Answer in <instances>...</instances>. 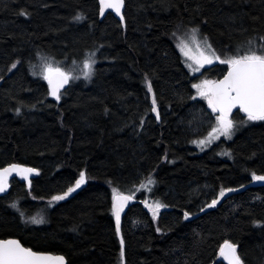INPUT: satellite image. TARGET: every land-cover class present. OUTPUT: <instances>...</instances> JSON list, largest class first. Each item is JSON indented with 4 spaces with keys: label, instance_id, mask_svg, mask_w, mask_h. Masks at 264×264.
<instances>
[{
    "label": "trees",
    "instance_id": "trees-1",
    "mask_svg": "<svg viewBox=\"0 0 264 264\" xmlns=\"http://www.w3.org/2000/svg\"><path fill=\"white\" fill-rule=\"evenodd\" d=\"M98 13L95 0H0V168L39 171L0 197V239L67 264H211L230 242L241 264H264V187L226 195L264 174V118L221 140L222 156L191 146L206 106L176 48L180 29L199 36L221 60L200 76L213 81L234 55L264 59V0H124V26ZM87 56L92 76L54 100L41 68ZM115 195L135 199L121 241Z\"/></svg>",
    "mask_w": 264,
    "mask_h": 264
},
{
    "label": "water",
    "instance_id": "water-1",
    "mask_svg": "<svg viewBox=\"0 0 264 264\" xmlns=\"http://www.w3.org/2000/svg\"><path fill=\"white\" fill-rule=\"evenodd\" d=\"M99 8V19L107 13L113 15L123 25L124 0H95ZM124 26V25H123ZM47 88L56 100L69 86V80L62 72H54L47 78ZM212 106L223 118H230L235 112L255 119L264 118V59H240L233 63L210 87ZM38 169L12 163L0 168V197L8 194L10 182L15 180L30 187V182L38 175ZM249 187H264V174L245 186L229 190L227 194L243 191ZM135 199L125 195H115L111 200V210L115 229L120 238L122 216ZM240 264L237 248L230 242L224 243L211 264ZM0 264H67L59 254L33 251L23 246L19 240L0 239Z\"/></svg>",
    "mask_w": 264,
    "mask_h": 264
},
{
    "label": "rangeland",
    "instance_id": "rangeland-1",
    "mask_svg": "<svg viewBox=\"0 0 264 264\" xmlns=\"http://www.w3.org/2000/svg\"><path fill=\"white\" fill-rule=\"evenodd\" d=\"M182 34H184V31L183 29H180L177 34L176 48L188 69V73L196 78L193 84L195 97L199 100H202L206 106V109H204L206 116L202 114V118L204 119H202L201 122L203 128L199 130L203 132H201L202 134L200 133L201 136H199L198 139L193 140L191 146L197 149L198 147H203L202 149H204L206 146L215 144L217 145L216 151H218L221 155L222 148L219 147L221 145V140L225 142L231 141L243 127H245L247 124L255 123L258 119L245 117L242 119L243 122L240 123L237 122L238 120H235L233 117L223 118L218 113H216L211 104L210 94V87L213 79L201 78V74H198L203 69L210 68L215 66L217 63H220L221 60L218 59L210 47L206 43H203L200 37L194 32H189L187 35ZM232 57L233 58L229 59L230 62H227V67L235 63L237 60L253 58V56L249 54L234 55ZM57 67H59L57 64L55 65L51 62L46 63L41 68L38 77L46 80L50 74L57 71ZM93 70L94 61L92 56H87L80 67L65 70L63 73L70 81L77 82L78 80L84 81L91 77ZM58 200L59 198H52V203H55ZM213 201L216 202V199ZM38 221L39 220L37 219V222Z\"/></svg>",
    "mask_w": 264,
    "mask_h": 264
},
{
    "label": "flooded vegetation",
    "instance_id": "flooded-vegetation-1",
    "mask_svg": "<svg viewBox=\"0 0 264 264\" xmlns=\"http://www.w3.org/2000/svg\"><path fill=\"white\" fill-rule=\"evenodd\" d=\"M202 72H203V70L201 71V72H199V75L200 74H202ZM210 94H211V91H210ZM211 104H212V95H211ZM213 107V106H212ZM213 109L216 111V109L213 107ZM216 113H218L217 111H216ZM237 113H240V112H235L231 117H234ZM219 114V113H218ZM241 114V113H240ZM220 115V114H219ZM243 115V114H242ZM221 116V115H220ZM222 117V116H221ZM253 180H255V179H253ZM252 180V181H253ZM251 182V181H250ZM249 182V183H250Z\"/></svg>",
    "mask_w": 264,
    "mask_h": 264
},
{
    "label": "bare ground",
    "instance_id": "bare-ground-1",
    "mask_svg": "<svg viewBox=\"0 0 264 264\" xmlns=\"http://www.w3.org/2000/svg\"><path fill=\"white\" fill-rule=\"evenodd\" d=\"M71 62V61H70ZM81 81V80H80Z\"/></svg>",
    "mask_w": 264,
    "mask_h": 264
}]
</instances>
